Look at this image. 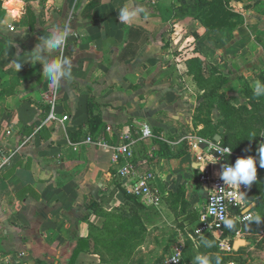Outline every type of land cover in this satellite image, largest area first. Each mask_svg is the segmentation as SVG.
<instances>
[{"label": "crops", "instance_id": "0c3cea01", "mask_svg": "<svg viewBox=\"0 0 264 264\" xmlns=\"http://www.w3.org/2000/svg\"><path fill=\"white\" fill-rule=\"evenodd\" d=\"M186 1L0 0V149L13 152L0 170V264H68L81 238L89 240L90 251H82L77 264L97 255L91 253L98 245L103 249L102 241L107 256H119L114 249L120 247L123 258H131L159 248L169 216L199 220L207 187L198 181L195 152L184 142L139 143L136 160L154 173L162 197L157 207L138 204L124 187L111 150L83 142L91 134L93 97L100 104V134L109 140H116L118 130L132 131L146 122L156 135L177 142L188 133L203 137L206 81L218 78V90L234 110L251 111L236 119L235 126L241 123L244 130L236 142L264 143V95L252 90L254 80L264 82V0H225L232 18L219 29L201 21L210 0L195 5V14ZM122 7L133 13L127 21L119 20ZM64 24H70V35L51 55L71 62V78L53 85L42 78L43 65L29 63V57L40 37ZM196 59L203 65L201 93L191 65ZM243 84L252 90L251 99ZM52 93L59 121L44 124ZM223 113L215 104L207 114L219 124L226 120ZM246 121L256 135L246 133ZM109 126L114 133L106 130ZM219 127L222 142L228 128ZM144 154L155 157L148 167ZM254 157L257 181L245 194L249 203L233 212L241 235L225 237L252 248L257 239L264 241V168ZM252 213L261 216L260 223L241 220Z\"/></svg>", "mask_w": 264, "mask_h": 264}, {"label": "built area", "instance_id": "2783aa9c", "mask_svg": "<svg viewBox=\"0 0 264 264\" xmlns=\"http://www.w3.org/2000/svg\"><path fill=\"white\" fill-rule=\"evenodd\" d=\"M13 30L14 26H10ZM48 101L52 107V111L48 119L44 122L59 121V117L55 113L57 104V96L52 93L48 96ZM68 119L65 115L62 121ZM108 132L114 133L112 127H107ZM116 140L111 141L103 134H89L83 140L86 144L95 145L104 149L111 150V161L118 166V173L123 180V185L127 192L145 205L146 207L159 206L161 202L160 190L154 185V173L142 167V163L136 160L135 148L142 141L147 139L158 138L163 143L176 145L178 143H187L190 149L195 152V159L199 163L198 181L207 187L208 198L205 204V210L201 213L199 220L193 226V232L196 236H205L206 234H214L224 230V222L221 217L229 218L232 211L243 208V199L246 192L250 189L241 185L240 189L234 186L224 184L220 178L222 165L225 163H235L239 157L230 146L223 145L219 141L206 139L199 135L188 133L182 136L177 142H170L155 134L153 127L144 122L141 126L134 130L120 131L116 133ZM115 135L112 137L114 138ZM204 145V146H203ZM231 149L228 155L226 152L221 155L223 149ZM13 157V152H4L0 149V170L8 165ZM228 157H233L232 161H228ZM213 158L217 160L216 167L211 161ZM219 202L216 204V202ZM216 204L217 213L210 214L209 207ZM249 215H244L241 220H245ZM241 235V231H236L235 237ZM231 236L224 239L230 241ZM184 246L179 245L168 253L161 264H180L183 258Z\"/></svg>", "mask_w": 264, "mask_h": 264}, {"label": "rangeland", "instance_id": "374dc122", "mask_svg": "<svg viewBox=\"0 0 264 264\" xmlns=\"http://www.w3.org/2000/svg\"><path fill=\"white\" fill-rule=\"evenodd\" d=\"M193 1L195 2V0H189V1L184 2V5L186 6L187 10H189V7L191 5H193ZM193 68H199V66L196 65ZM245 88H248V87H245ZM197 90H198V93L202 92L201 85H199V89H197ZM245 90H247V89H245ZM217 92H218V94H223L220 91H217ZM213 100L215 101L213 103L210 101L209 102L206 101L207 104L209 105V108L213 107V105H215V104L218 105V103H221V105H223L225 107H229L230 105H233L227 97L225 98L222 95H220V98H215ZM209 108H206V106L203 107L202 113H204V114H201V115H204L207 117V119H205V121H204V123L206 125L201 129V132H203L205 134V136H206V133L210 134L211 131L216 132V134H220V130L218 129L219 124L214 123L212 118L209 119V114H207L209 111ZM234 115H236V113H234V112L229 114V116H231V118H233ZM239 115L240 114H238V116ZM206 121H207V123H206ZM224 121L230 122L231 124L234 125V123L231 122L232 119L231 120L227 119ZM220 122L222 123V121H219V123ZM233 125L231 126V128H229V129H231L232 134H236L237 132L241 131L240 128H236ZM254 131L257 133V130L254 129ZM252 132H253V130H252ZM209 134L207 135L208 137H209ZM232 136L233 135H231V137ZM228 142H230V141H228ZM258 147H259V145L257 147H256V145H254V150L251 151V148H252L251 145L250 146H248V145L243 146V148H245V150L247 151L245 154L252 155V156H259V152H258V150H256V149H258ZM162 148H163V145H161L160 149H162ZM149 155H147V154L143 155L144 160L142 162L144 163L145 167H148V165H149L148 159L150 157L151 158L156 157V153L154 155L155 157L154 156L152 157V155H150V156ZM181 201H182L181 207H183V210H184V207H186L187 203H186L184 198ZM181 207H180L179 211H176L177 213L181 212ZM204 210H205V206H203L201 208L202 212ZM151 212H153V210ZM233 212L234 211H232L230 214V219L234 218ZM179 220H180V218L175 217L174 219H172L170 216H169L167 221L164 220V226L162 227V229H163V242L160 244L159 248H157L156 250L143 251L142 254L140 251L135 256H132L128 260V262H125V264H161L163 262V259L165 258V254L170 253L174 248H176L179 245L184 246L183 258H182L180 264H193V259L197 254L206 253L210 250L221 251V250H231L232 248H234L235 250L238 249V250L244 252L245 254L249 255V259H248L247 264H264V241L257 239L255 241L256 245L252 248V247L246 246V245L241 246V244L243 243V240H239V241H237V242H240L238 247H235L234 246L235 245L234 239H231V241H224V238L226 237V235H228L229 233L233 234L232 231L234 230V228L233 229L227 228V229H224L223 231L216 232L214 234H208L205 236H201L207 240L213 241L214 246L212 248H205L204 245L201 243V237L194 235V232H193L194 220L192 222V220H190L189 217L186 219H182L181 222ZM235 226H236V224H235ZM94 252L91 254L97 253V255H93L92 257H88V259L84 258L78 264H104L105 260H107L106 249H103V251H99V250L94 249ZM40 262H42V260L41 261L36 260L37 264H40ZM118 264H122V263H118ZM221 264H226V263H221ZM229 264H242V262L236 261L234 263H229Z\"/></svg>", "mask_w": 264, "mask_h": 264}, {"label": "trees", "instance_id": "16d2710c", "mask_svg": "<svg viewBox=\"0 0 264 264\" xmlns=\"http://www.w3.org/2000/svg\"><path fill=\"white\" fill-rule=\"evenodd\" d=\"M202 2H203V0H195V2L193 1V5L189 7V12H192L193 14H195V12H196L195 5H200ZM231 18H232V13H230V11L226 8L225 0H210L208 2V12L201 16V21L208 28L219 29L223 26L230 25ZM191 63L190 64L192 65V69L195 71V73L198 76L197 77V80H198L197 83H200V85L203 86V81L201 80L203 78V74H202L203 65H202L201 61H199V59H196L193 62L191 61ZM196 65H198L199 68H193ZM217 84H218V78H215V79L213 78V81L210 83L208 81H206V89L208 87V89L206 91L208 94V98H207L208 102L209 101L212 103L215 102L213 99L220 98V95H222L225 98L227 97L225 95V93H223V92H222L223 94H218L217 91H219V90H218ZM245 87H248V88H245ZM245 89H247V90H245ZM243 92L246 94V96L248 98L251 99L252 90L250 89V87L247 84H243ZM98 105H100V104L95 100V98L94 97L91 98V100L89 101V109H90V115H91V120L89 121V124H91V134H93V135L94 134H100L101 131L104 130V126L101 125V123H100L101 121L99 120V118L97 116V112H96V107H98ZM217 106H219V108L224 112L223 113L224 119H226V120L232 119L231 122L234 123V125L231 124L230 122H226V121H222V123L221 122L219 123V126L224 125L226 128H228V131H227L223 141L221 142V144L230 146L232 148V150L237 155H239V157L240 156H247V154H245L247 151L245 150V148H243V146H246V145L250 146L251 145L252 146L251 151H253L254 145H256V147L258 146L256 144L257 139H255L253 141L249 139L248 143H245V139L236 142L237 136H240V133L244 131L241 123H239L238 126H235V122L237 121L236 119L238 117V112H236L234 110L233 106H231V105L229 107H225V106L221 105V103H218ZM232 112L236 113V115H234L233 118H231V116H229V114ZM239 114L244 115V116H248L251 114V111L247 110L246 113H240L239 112ZM246 123L248 124V126H245L246 133L247 134L249 133V135H251L252 133H253V135L254 134L256 135V132L254 130L252 132V129L250 127V121H246ZM232 125L236 128H240L241 131L237 132L236 134H232L231 129H229V128H231ZM219 126H218V129L220 128ZM200 133L203 137H205L207 139H213L215 134H216V132H213V131H211L210 134L206 133V136L203 132H200ZM208 134H209V137L207 136ZM231 135H233L232 136L233 138L231 137ZM228 141H230V142H228ZM180 153H181V151L177 152L176 154H169V153L166 154V153L161 152L159 155L161 157H172V156H176ZM227 160L232 161L233 157H228ZM134 199L138 204L143 206V204L138 200V198H136L134 196ZM229 219H230V217H229ZM235 222H236V226L234 227V230L232 231L233 233H236V231L238 229L237 228L238 227L237 226V224H238L237 220H235ZM224 229H227V227L224 226ZM206 235H208V234H206ZM101 244H102L103 249L107 250L106 242L102 241V242H100V245ZM89 246H90V242L88 239H85V238L79 239V241L77 242V246L72 251V254H71V257L69 259L68 264H77L78 257L80 255V253L82 251H88V250L90 251ZM96 247H97V249H95V250L103 251V249L99 245ZM114 250L117 251L116 254L118 253L119 256L118 255H117L118 257L117 256H111L109 254L110 256H107V260H105L104 264H118V263L125 264V262H128V260L130 259V254L128 257L125 256L127 258H123V256H122V252L124 251L123 248H120V247L116 248L115 247ZM109 251L112 253L113 247H110ZM206 253L211 254L212 264L215 263V259L217 256L220 257L221 263H226V264L234 263L236 261H240V262H242V264H247L248 259H249V255L245 254L244 252H242L238 249L235 250L234 248H232L231 250H221V251L210 250ZM112 258L114 259V263L112 262ZM39 261H41V260H39ZM40 264H43V261L40 262Z\"/></svg>", "mask_w": 264, "mask_h": 264}, {"label": "clouds", "instance_id": "9594fccd", "mask_svg": "<svg viewBox=\"0 0 264 264\" xmlns=\"http://www.w3.org/2000/svg\"><path fill=\"white\" fill-rule=\"evenodd\" d=\"M133 15L127 7H122L119 10V20L127 21ZM70 35V24L54 25L53 29L50 31L49 35L40 37V43L30 52L29 63L36 64L41 63L43 65L42 78L50 81L53 85H59L62 80L71 78V67L70 61L61 56L53 57L51 54L55 50H62L67 42V38ZM22 64H17V70L21 68ZM253 94L257 97L264 95V82L259 79L253 81L252 84ZM261 136H264L262 134ZM228 155L231 153V149L225 148L223 153ZM259 164L260 167L264 168V143L259 145ZM212 163H217V160L213 158ZM220 178L224 181V184L234 186L240 189L241 185L250 188L253 182L257 181V161L252 155L240 156L235 160V163H225L222 165V171L220 173ZM219 202L217 201L216 204ZM249 201L243 199V206H247ZM214 204L209 207L210 214L217 213V206ZM224 222L225 227L233 229L236 222L233 219L221 217ZM246 219L256 223H260L262 218L258 213H252L247 216ZM201 243L205 248H212L213 241L207 240L201 237ZM193 264H212L211 254L201 253L197 254L193 259ZM215 264H221V259L219 256L215 259Z\"/></svg>", "mask_w": 264, "mask_h": 264}, {"label": "water", "instance_id": "95a60500", "mask_svg": "<svg viewBox=\"0 0 264 264\" xmlns=\"http://www.w3.org/2000/svg\"><path fill=\"white\" fill-rule=\"evenodd\" d=\"M223 131V128H221L220 129V132H222ZM214 140L215 141H220L221 140V135L220 134H217L215 137H214ZM204 146V145H203ZM204 198L205 199H207L208 198V192L206 191L205 193H204ZM239 243L240 242H235V247H238V245H239ZM242 245V244H241Z\"/></svg>", "mask_w": 264, "mask_h": 264}, {"label": "bare ground", "instance_id": "6f19581e", "mask_svg": "<svg viewBox=\"0 0 264 264\" xmlns=\"http://www.w3.org/2000/svg\"><path fill=\"white\" fill-rule=\"evenodd\" d=\"M13 0H11V2H12Z\"/></svg>", "mask_w": 264, "mask_h": 264}]
</instances>
